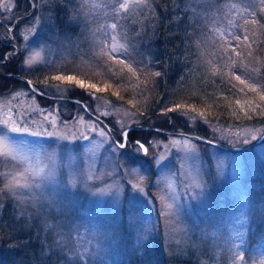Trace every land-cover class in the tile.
Returning <instances> with one entry per match:
<instances>
[{
  "label": "rangeland",
  "instance_id": "rangeland-1",
  "mask_svg": "<svg viewBox=\"0 0 264 264\" xmlns=\"http://www.w3.org/2000/svg\"><path fill=\"white\" fill-rule=\"evenodd\" d=\"M218 2L163 0L167 24H197L178 58L165 53L166 78L152 83L131 56L156 69L153 0H0L7 63L51 98L92 107L47 102L25 86L0 92V234L23 247L27 264H154L155 255L264 264V93L227 72L232 60L203 33L205 20L224 19ZM218 74L226 85L215 90L207 79ZM163 97L179 103L161 110ZM164 115L176 130L160 133ZM143 124L136 142L147 152L126 133ZM9 255V264L25 263Z\"/></svg>",
  "mask_w": 264,
  "mask_h": 264
},
{
  "label": "trees",
  "instance_id": "trees-1",
  "mask_svg": "<svg viewBox=\"0 0 264 264\" xmlns=\"http://www.w3.org/2000/svg\"><path fill=\"white\" fill-rule=\"evenodd\" d=\"M156 4L157 9V17H160L158 21V31L154 32L153 35H148V39H152V43L150 44L154 48V54L155 51L161 52L160 58H156V61L153 62V65L156 69H150L147 67V65L143 62V56L137 55V56H131V59L133 61V64L135 65L136 72L138 73L139 77H145L148 75L150 78L149 80L153 83L152 80H155V82H159L162 79L166 78L168 73L171 70V63L165 58V53L171 59L178 58V54L174 56V52L176 51V46L178 45H185L186 39L188 38V43L191 41V33L193 28L196 26L195 22H192L193 25L190 22H187L188 20H178L175 22V24L172 25V23L167 24L163 16H165V13H163L162 6L164 5L163 0H153ZM214 12L217 13L219 16H223L224 19L218 23H215V21H208L205 20L202 25V31L203 33H211L214 35L211 36L212 39L210 41L212 43H217V45L221 46L222 49L226 52L228 55L227 61L229 65L227 66L226 71L231 73L232 75H235L233 77H236V75H240L241 78H248L249 81L252 83L259 82V86L261 91L264 93V0H219L217 4L214 5ZM25 16V14H22ZM20 15V16H22ZM162 15V16H161ZM185 16V15H184ZM187 16V14H186ZM189 17V16H187ZM213 17V16H212ZM19 18V16H18ZM23 18V17H22ZM215 18V17H214ZM252 21H256V23H253ZM169 25V26H167ZM168 27V29H172V33L170 34H163V29ZM219 28L221 31H219ZM186 29V30H183ZM161 31V32H160ZM189 31L188 37L186 32ZM156 33V34H155ZM184 33L186 36H184ZM158 36V37H157ZM236 36H240L241 40L237 42L235 40ZM247 36V40H244V37ZM239 44V47L236 48V51H233V46ZM191 45V44H190ZM11 46V45H10ZM11 48L9 47L8 43H5L0 38V66L2 68H5V72L3 74L0 73V92L3 94L11 93L14 90L18 89L19 86H25L30 91L35 92L26 81H23L20 79L22 77V73L18 71L17 63H11L6 61V55H9L11 52ZM239 52L240 55L237 56L236 52ZM130 57V55L128 56ZM192 58L186 57V61H190ZM111 61L115 64H117V67L120 69H125L126 66L123 62V60L120 61V59H111ZM120 61V62H119ZM183 63V62H182ZM73 67V66H71ZM129 70V69H128ZM156 71L160 73L159 76L156 75ZM130 73H133V70H129ZM226 72V73H227ZM128 73V72H127ZM102 74V73H101ZM100 74V76H102ZM24 77V76H23ZM236 79H232V81H235ZM208 81V85L210 87H213L215 90L220 89L221 86L223 88L226 85V82L222 80V77L220 74L216 75V78H214L213 81ZM236 82V81H235ZM151 83V84H152ZM221 85V86H220ZM243 85V84H242ZM34 88L39 91L38 86L33 83ZM38 88V89H37ZM258 87L255 85V90H257ZM40 92H43V94H36V97H39L41 100L54 102L58 104H62L65 106H68L69 108L78 107L82 110H86L87 112H90V105L86 104L85 101L82 100V98H76V97H63V96H57L54 98H51L49 94H47L44 90L40 89ZM225 90V89H224ZM232 90V89H230ZM161 96V93L159 94ZM158 98V97H157ZM155 98L154 100L157 101L158 99ZM185 99V98H184ZM188 99V98H186ZM53 100V101H52ZM78 100V101H75ZM177 101V100H176ZM174 100H171L169 104L164 103L165 98H160L158 102L160 103V109L165 110L169 107H172L179 102H176ZM184 101V100H181ZM84 103L87 107L85 109L82 105ZM162 105V106H161ZM92 108V107H91ZM92 115L91 113H89ZM94 116V115H93ZM165 116V115H164ZM166 120V121H165ZM163 122V123H162ZM141 128L143 125H137ZM162 126V131L160 133H168L165 131L168 130H176V129H170V122L169 119L165 116L161 120L158 121L157 127ZM136 128L131 130L128 135L132 137V141L136 142L137 139L142 140L140 136L143 134H146L145 131ZM164 130V131H163ZM179 131H182L186 133L187 135L190 134V132L186 128H180L177 129ZM177 133V132H176ZM185 134V135H186ZM130 137V138H131ZM12 252V255H16V258L23 259L25 261L24 264H27L31 257L28 255H23V247L16 246L13 247L12 244L7 239V236L5 233L0 234V264H9L11 262L12 258L10 257L9 253ZM26 257H29V259L26 261ZM125 262L132 261L134 262L135 259L131 255L125 256ZM174 257H171L169 260L165 256H157L155 255V261L154 264H176L178 261L173 259Z\"/></svg>",
  "mask_w": 264,
  "mask_h": 264
},
{
  "label": "snow or ice",
  "instance_id": "snow-or-ice-1",
  "mask_svg": "<svg viewBox=\"0 0 264 264\" xmlns=\"http://www.w3.org/2000/svg\"><path fill=\"white\" fill-rule=\"evenodd\" d=\"M127 7H128L127 4H121V5H120V8H127ZM252 22H253V23H256V21H252ZM112 28H116V24H113V25H112ZM235 40H236L237 42H239V41L241 40V37H240V36H236V37H235ZM244 40H247V36L244 37ZM237 47H239V44L234 45L232 50H233V51H236V48H237ZM236 55L239 56L240 53L237 51V52H236ZM156 75L159 76L160 73L157 72ZM65 78L68 79V80H73V79H74L72 76H68V77L58 76V77H57L58 80H59V79H65ZM235 78H236L237 80H239L241 84H244V83H245V81L241 79L240 75H236ZM80 84H81V86H83V82H82V81L80 82ZM89 87H96V86H95V85H89ZM262 99H264V97H262ZM201 115H202V114H201ZM101 135H103V133H101ZM125 135H127V134H122V136H121V142L118 143V144H116V145H118L121 149L126 148V147L129 146L128 144H125V143L123 142V139H124ZM114 143H116V142L114 141ZM135 146H136L137 149H143L144 152H147V149L144 148V145H143V144H140L139 142H136V145H135ZM218 167L222 169V168H223V163L221 162L220 165H219Z\"/></svg>",
  "mask_w": 264,
  "mask_h": 264
},
{
  "label": "water",
  "instance_id": "water-1",
  "mask_svg": "<svg viewBox=\"0 0 264 264\" xmlns=\"http://www.w3.org/2000/svg\"><path fill=\"white\" fill-rule=\"evenodd\" d=\"M20 79L26 81V82L29 84V86H30L33 90H35V88H34L32 82H30L29 80H27V79L24 78V77H20ZM82 105L87 109V107H86V105H85L84 103H82ZM136 128H138V126H133V127L129 128V129L127 130L126 133H128L129 131H131V130H133V129H136ZM195 138H198V139H200V140H203L202 138H200V137H198V136H196ZM238 149L241 150L242 148H238Z\"/></svg>",
  "mask_w": 264,
  "mask_h": 264
}]
</instances>
